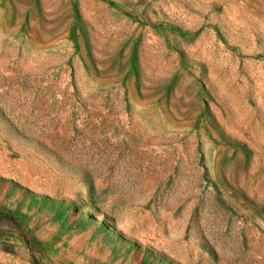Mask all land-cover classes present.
<instances>
[{
	"label": "rangeland",
	"instance_id": "obj_1",
	"mask_svg": "<svg viewBox=\"0 0 264 264\" xmlns=\"http://www.w3.org/2000/svg\"><path fill=\"white\" fill-rule=\"evenodd\" d=\"M0 264H264V0H0Z\"/></svg>",
	"mask_w": 264,
	"mask_h": 264
}]
</instances>
